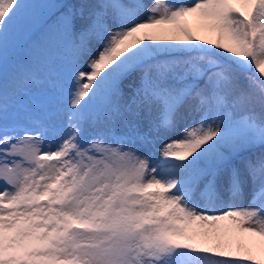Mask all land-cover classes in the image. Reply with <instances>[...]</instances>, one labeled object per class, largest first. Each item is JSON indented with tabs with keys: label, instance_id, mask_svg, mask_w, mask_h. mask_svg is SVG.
<instances>
[{
	"label": "snow or ice",
	"instance_id": "obj_1",
	"mask_svg": "<svg viewBox=\"0 0 264 264\" xmlns=\"http://www.w3.org/2000/svg\"><path fill=\"white\" fill-rule=\"evenodd\" d=\"M0 264H264V0H0Z\"/></svg>",
	"mask_w": 264,
	"mask_h": 264
},
{
	"label": "rangeland",
	"instance_id": "obj_2",
	"mask_svg": "<svg viewBox=\"0 0 264 264\" xmlns=\"http://www.w3.org/2000/svg\"><path fill=\"white\" fill-rule=\"evenodd\" d=\"M52 2H56V0H52ZM185 2H188V0H185ZM187 23H188L190 26L195 27V26L197 25L198 22L195 21L193 18L189 17V18H187ZM199 34L202 35V36H205L206 38H210V39H212L211 36H212V37L214 36V34L205 33V32H200ZM214 38H215V37H214ZM241 206H242V205H241Z\"/></svg>",
	"mask_w": 264,
	"mask_h": 264
},
{
	"label": "trees",
	"instance_id": "obj_3",
	"mask_svg": "<svg viewBox=\"0 0 264 264\" xmlns=\"http://www.w3.org/2000/svg\"><path fill=\"white\" fill-rule=\"evenodd\" d=\"M212 39H214V37H211Z\"/></svg>",
	"mask_w": 264,
	"mask_h": 264
}]
</instances>
